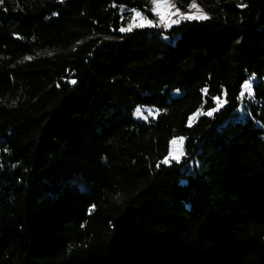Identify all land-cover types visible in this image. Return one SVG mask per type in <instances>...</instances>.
<instances>
[{"label":"trees","instance_id":"1","mask_svg":"<svg viewBox=\"0 0 264 264\" xmlns=\"http://www.w3.org/2000/svg\"><path fill=\"white\" fill-rule=\"evenodd\" d=\"M197 1L0 4V264H264V0Z\"/></svg>","mask_w":264,"mask_h":264},{"label":"snow or ice","instance_id":"2","mask_svg":"<svg viewBox=\"0 0 264 264\" xmlns=\"http://www.w3.org/2000/svg\"><path fill=\"white\" fill-rule=\"evenodd\" d=\"M3 3V0H0V4ZM151 3L153 4L152 12L158 16V21H153L151 19H148L147 17L143 16L141 12L133 9L132 11L135 13V15L132 17L133 24H130L128 28H121L120 31H130L133 26L136 27H156V26H162L164 28H169L173 24H178L180 22L179 19L173 20L171 19L172 15H179L181 19H208L209 17L205 12H203L202 9H199L198 6L193 3L190 5V7L197 8V13L192 14V15H187L185 16L182 13H179V10L176 12H171L170 8L174 7V4L172 3V0H151ZM241 7H246V5H240ZM137 19H139V23H137ZM25 59H32V57H26ZM71 83L75 84L76 81L72 80ZM245 88L248 91V95L252 96V83L251 81H246L245 82ZM244 96V93H241V97ZM214 101H218V97H213ZM227 103V101L219 102L217 104V108H214L206 113L205 115L211 116L214 111L218 110L219 107H222L223 104ZM141 110L138 108L137 112H140ZM151 115V113L149 114ZM191 119V118H190ZM171 144L176 146L173 150L169 151V157H171L172 161H175L176 163L181 162V157L185 156V151H184V138L179 137L177 139H173L171 141ZM169 158L166 157L161 163L162 164H168ZM159 167V165H157ZM95 206L93 205V208Z\"/></svg>","mask_w":264,"mask_h":264},{"label":"rangeland","instance_id":"3","mask_svg":"<svg viewBox=\"0 0 264 264\" xmlns=\"http://www.w3.org/2000/svg\"><path fill=\"white\" fill-rule=\"evenodd\" d=\"M172 3L174 4V7H171V8H170V11H171V12H176L177 10H179V13H182V14H184L185 16H187V15H192V14L197 13V8H194V7H190V6H189V8H187V9H181V8H179L178 5H177V0H172ZM193 3H195V4L198 6L199 9H202L203 12H205V13L207 14V16L210 17L209 13H208V12H207V11H206V10H205V9L199 4V3H198L197 0H193V1L191 2V5H192ZM137 11H138V10H137ZM139 12H140V11H139ZM151 12H152V10H151ZM132 13H133V15H132V17H133V16L135 15V13H134L133 11H132ZM141 13H142V12H141ZM152 14H153V17H151V16H149V15H145L144 13H142V15L145 16V17H147L148 19H151V20H153V21H158V19H159L158 16H156L153 12H152ZM171 19H173V20L179 19V20H180V22H179L178 24H173L171 27L176 26V25H179L180 23H182V22H184V21L206 20V19H181L179 15H172V16H171ZM136 22L139 23V19H137ZM130 24H133L132 18H131L130 22H129L125 27H123V28H128ZM171 27H169V28H164V27H162V26H156V27H136V26H133V27L131 28L130 31H124V32H122V33H129V32H131V31H133L134 29H138V28H161V29H170ZM255 79H256L255 77H252L251 79L248 80V81H251V83H252V93H253V84L255 83ZM242 92L244 93V96H243V97L240 96V102L243 104L244 99H245L247 96H249V95H248V91H247V89L245 88V84H244V86H243V88H242ZM223 101H226L225 98H219V100L216 101V107H215V108H217V104H218L219 102H223ZM225 104H226V103H225ZM225 104H223L222 107H219L218 110L214 111L213 114H215L216 112H219V111L225 106ZM242 104H241V106H240V108H239V111H240V112H242ZM139 109H140L141 111H140V112H137V111H136V113H135L136 118H140V119L147 120V119H149V118H151V117H156V116H157V111H156L155 109H153V108H143V109L139 108ZM150 113H151V115H149ZM204 113H206V112H204V111H199L198 113L194 114V116L191 117V122H190V124H191L195 119H197L199 116L204 115ZM213 114H212V115H213ZM178 138H179V137H176L175 139L178 140ZM183 138H184V151H185V141H186V139H185V137H183ZM172 140H173V139H172ZM172 140H171V141H172ZM175 147H176V146H174V145H172V144L170 143V149H169V151L173 150ZM166 157H168V158H169V161H170L167 165H169V164L175 162V161H172V160H171V157H169V154H168V156H166ZM182 158H183V157H181V159H182Z\"/></svg>","mask_w":264,"mask_h":264}]
</instances>
